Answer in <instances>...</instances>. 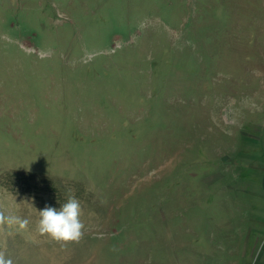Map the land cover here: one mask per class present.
I'll return each instance as SVG.
<instances>
[{
    "label": "rangeland",
    "instance_id": "1",
    "mask_svg": "<svg viewBox=\"0 0 264 264\" xmlns=\"http://www.w3.org/2000/svg\"><path fill=\"white\" fill-rule=\"evenodd\" d=\"M0 213L13 264H264V0H0Z\"/></svg>",
    "mask_w": 264,
    "mask_h": 264
},
{
    "label": "clouds",
    "instance_id": "2",
    "mask_svg": "<svg viewBox=\"0 0 264 264\" xmlns=\"http://www.w3.org/2000/svg\"><path fill=\"white\" fill-rule=\"evenodd\" d=\"M38 212L37 231L40 235L50 238L61 246L78 242L82 238L85 227L81 220L82 207L74 195H69L59 209L46 206ZM5 223L26 229L29 221L20 217H5L3 213H0V224ZM0 264H13V261L0 253Z\"/></svg>",
    "mask_w": 264,
    "mask_h": 264
},
{
    "label": "trees",
    "instance_id": "3",
    "mask_svg": "<svg viewBox=\"0 0 264 264\" xmlns=\"http://www.w3.org/2000/svg\"><path fill=\"white\" fill-rule=\"evenodd\" d=\"M27 176H29L30 178H33V177L36 176V174H35V173H28ZM9 183H10V182H9Z\"/></svg>",
    "mask_w": 264,
    "mask_h": 264
}]
</instances>
